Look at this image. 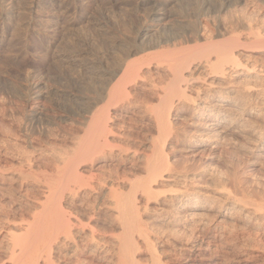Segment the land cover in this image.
Listing matches in <instances>:
<instances>
[{"label": "bare ground", "instance_id": "bare-ground-1", "mask_svg": "<svg viewBox=\"0 0 264 264\" xmlns=\"http://www.w3.org/2000/svg\"><path fill=\"white\" fill-rule=\"evenodd\" d=\"M49 1L63 8L82 0ZM243 1L248 3L235 0L234 5ZM5 10L0 7L1 24L8 21L9 12ZM158 12L151 14L156 22L162 17ZM182 24L168 27L162 35L159 30V35L148 38L145 45L136 43L138 46L121 52L116 70L98 77L97 89H92L95 103L106 100V104L96 115H82L85 122L87 118L91 122H87L89 130L73 149L55 151V167L25 155L27 160L18 174L22 180L35 183L40 197L28 203L34 213L24 219L25 215L16 214L20 205L7 201L13 212L0 213V264H147L145 256L150 264H264L261 242L252 244L240 238L238 243V234L234 235L236 230L253 228L259 218L264 219V200L258 203L245 195L238 199L223 185L226 190L220 191L216 184L211 185V173L209 186L202 178H181L174 161V147L180 136L176 119L189 110L193 111L189 119L197 131L188 141L193 139L209 148V143L238 134L246 144L253 142L254 149L264 151L262 129L251 133L253 124L264 126V64L253 62L254 54L264 56V36L260 30H252L251 23L246 33L238 32L225 40L224 35L222 41H214V37L223 36V27L215 35L218 29L213 33L207 24H196L191 29ZM199 41L204 42L198 46ZM191 42L197 46L177 49ZM154 49L162 50L129 60ZM161 76L163 88L156 81ZM137 90L151 91L158 99L156 105L143 107L151 121L147 125L153 139L150 154L142 158L137 147L131 146L133 143L128 146L118 142L114 135L116 121L126 120L123 110L136 103ZM106 160L120 161L106 165ZM106 166L113 169V176L105 179L101 170ZM1 168L0 162V190L2 183L10 188L9 182L18 178L6 176ZM22 197L29 196L26 193ZM85 200L98 204V210L78 204ZM161 214L166 215L163 223L172 226L169 233L152 227L151 219H162ZM104 219H109L110 224L102 230L99 226ZM255 230L259 235L263 228ZM174 248L179 251L178 258L167 253ZM179 257L184 261L180 263Z\"/></svg>", "mask_w": 264, "mask_h": 264}, {"label": "rangeland", "instance_id": "rangeland-1", "mask_svg": "<svg viewBox=\"0 0 264 264\" xmlns=\"http://www.w3.org/2000/svg\"><path fill=\"white\" fill-rule=\"evenodd\" d=\"M245 1L248 3L243 1L234 5L235 0H82L76 5L69 4L62 8L58 2L49 0H0V7L9 12L8 21L10 22L6 21V24L0 22V162L3 174L8 177H18L12 180L13 182H9L10 188L2 183L0 213L8 215L13 212L11 205L6 204L8 200L14 205H20L16 214H20L18 215L20 217L25 215L23 219L34 213L27 205L32 200L36 202L40 193L32 180H22L24 178H20L18 174L27 160L26 156L30 155L32 161L42 160L47 165L55 167L57 164L53 155L62 149L74 148V144L87 133L91 123L88 118L85 122L82 115L84 116L85 112L84 117L96 115L106 104V100L95 103L92 89H97L95 86L101 78L99 76H107L116 70V63L119 61L118 57L122 55L121 52L124 54L126 49L134 45H145L147 40H150L148 38L162 35V32L169 30L170 27L177 28L180 22L186 23L181 26L183 28L189 26L187 29L194 28L196 24L201 23L202 26L207 24L208 29L210 31L212 29L213 33L218 29L215 35L223 27L221 29L223 36L214 37L216 39L213 38L214 41H222L224 35L225 40L239 35L238 32L246 33L245 29L250 22L254 28L252 30L256 32L260 30L259 33L264 36V0ZM223 5L232 6L225 9ZM135 9L137 11H134ZM156 11H160L158 13L163 17L160 22L154 21L151 17V14ZM150 34L153 36L149 37ZM203 42L199 41L196 44L199 46ZM187 44H182L177 49L187 47L188 50L192 48V45H196L194 42ZM158 50L162 49L144 51L129 60L149 56ZM253 58L256 65L264 64L262 54H254ZM161 78L162 76L156 81L161 82ZM162 80L164 83L165 79ZM160 82L158 84L162 87ZM140 91L137 90V96H134L136 103L123 110L126 112L125 116L127 115L126 120L116 121L114 135L118 136V142H124L128 146L133 143L134 145L131 146L137 147L142 158L150 154L153 139L147 125L151 121H149L148 113L143 112V107L156 105L158 99L151 91ZM87 112L90 113L87 114ZM192 112L189 110L184 117L176 119L180 136L178 145L176 143L174 147L176 149L174 161L180 177L185 176L188 180L202 178L206 182L211 173L210 175L214 174L211 176V182L207 181L205 185L214 182L211 185L216 184L220 191L222 185L226 186L230 194L238 199L245 195L249 200L262 202L264 200L263 149H254L253 142L246 144L238 134L228 135L230 139L225 138L226 140H220L214 144L209 143V148L201 146L193 139L188 141L187 138L193 137L197 131L192 119H189L191 118L189 114ZM253 125L252 135L258 129L264 132L263 123ZM231 139L234 141H230ZM10 142L14 143L15 147L10 146ZM116 161L106 160L104 163L108 165ZM108 167L101 170L105 179L113 176V169ZM99 177L102 179V176ZM170 187L176 188L173 185ZM224 189L223 187L222 190ZM26 193L30 201L27 197L26 199L22 197V194L26 195ZM78 204L88 205L98 210V204L95 202L88 203L85 200ZM160 216L164 217L151 219L152 227L158 232L169 233L171 225L167 226L163 223L166 215ZM107 220L104 219L105 223L104 221L100 223V229L104 230L105 227L108 229L110 221ZM263 226L264 219L259 218L253 228L238 229L234 235L238 234L236 236L239 237L238 243H241L240 240L243 238L244 242L252 244L261 242L260 244L264 246ZM260 227L263 230L258 235L254 231ZM171 252L175 258L180 256L177 248L167 251L168 255L172 256ZM145 257L144 261L146 259L145 262L150 264L148 257ZM182 259L179 257L180 263L184 261Z\"/></svg>", "mask_w": 264, "mask_h": 264}]
</instances>
